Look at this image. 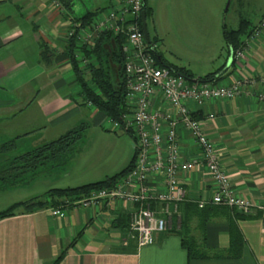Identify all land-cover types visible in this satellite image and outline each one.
Wrapping results in <instances>:
<instances>
[{
	"label": "crops",
	"instance_id": "0c3cea01",
	"mask_svg": "<svg viewBox=\"0 0 264 264\" xmlns=\"http://www.w3.org/2000/svg\"><path fill=\"white\" fill-rule=\"evenodd\" d=\"M57 1L64 12L54 10L53 0H0V145L14 141L19 149L29 142L28 152L82 124L87 125L88 131L90 127L106 129L109 123L108 117L95 109L83 94L78 78L93 92H98L91 70L102 64L103 76L108 72L113 88L117 89L121 73L113 59L116 50L113 40L102 37L103 34L91 40L89 48L81 49V57L87 62L81 66L75 60H68L64 35L72 20L83 24L80 19L90 12L96 13L93 20L109 10L113 0H66L67 6ZM213 1L218 2L145 0L147 20L151 19L153 26L148 39L158 42L156 55L162 64L172 69L184 68L195 79L215 72H218L216 83L219 85L238 79H257L254 85L244 86L235 99L211 101L203 109L193 102L188 106L197 120L204 121L208 113L215 116L214 120L205 121L203 133L213 145L236 195L253 201L260 209H255L250 216L239 215L228 207L207 205L199 209L198 202L214 193V180L206 167L203 151L191 137L180 133V159L193 160L196 167L181 177L187 198L178 205V213L171 218L168 230L154 236V244L138 248L136 235L130 228L131 212L133 208H140V204L132 206L118 198L100 199L94 204L67 208L60 217L52 216L47 208L26 211L20 205L13 216L0 220V264H264V100L261 99L264 84L258 81L264 78V30L258 39L251 37L264 15V4L255 12L244 14L243 6L250 0H238L231 29L223 23L222 38L224 26L233 31L242 27L237 49L243 50L244 56L230 61V50L224 38V45H218L212 25L218 15L210 22L216 6ZM170 2L179 27L176 30V23L172 25L173 35L184 39L191 35L188 30L199 31L198 35L213 46L207 57L187 59L191 57L188 54L183 57L176 43L170 46L168 38H161L154 21L163 8L161 5ZM91 21L83 25H90ZM96 44L100 45L99 55L97 49L96 55L90 52ZM96 56L101 57L99 63ZM201 64L205 67L203 72ZM85 144L87 139L82 146ZM86 149L66 169L43 168L37 179L51 177L46 178V181L52 180L48 183L49 191L98 182L123 170L103 174L99 168L84 170L71 181L70 171L78 167V156ZM148 183L155 192L165 189L161 174L150 175ZM28 185L3 193L11 195ZM125 189L130 192L131 187ZM44 193H35L22 201L13 200L9 207ZM158 205L153 201L151 208L154 210ZM231 232H238L241 238L237 259L189 260L181 246L182 237L189 236L208 251L227 252Z\"/></svg>",
	"mask_w": 264,
	"mask_h": 264
},
{
	"label": "built area",
	"instance_id": "2783aa9c",
	"mask_svg": "<svg viewBox=\"0 0 264 264\" xmlns=\"http://www.w3.org/2000/svg\"><path fill=\"white\" fill-rule=\"evenodd\" d=\"M54 10L64 12V7L53 0ZM145 0H113L109 10L98 14L90 25L73 21L65 30L64 41L68 46L74 41L73 59L81 66L87 62L81 57V49L89 48V42L98 35L111 33L123 37L124 55V102L127 112L123 115L125 130L131 132L132 147L135 149L133 169L112 189L94 191L87 198L63 199L57 207H48L55 217L63 215L70 207L94 204L97 200L121 199L132 206L130 228L136 235L138 248L154 244V236L165 233L171 218L178 213V205L185 202L187 190L181 177L196 166L192 161H181L178 135L191 137L203 151L206 167L211 172L215 191L210 198L198 202L199 209L207 205L233 208L239 215H253L259 206L253 201L236 195L232 182L220 165L213 145L203 133L205 121L214 120L207 114L204 121L192 117L189 102L203 109L208 102L235 99L246 85H254L257 79H238L219 85L216 79L210 82L189 81L162 64L156 55L158 42L145 39L142 31L141 14ZM264 30V15L259 27L252 33L258 39ZM244 51L237 49L233 61L240 60ZM68 60H70L68 58ZM264 84V78H258ZM264 100V95L261 96ZM110 130L121 131L118 122L109 121ZM161 174L165 189L155 192L148 183L150 175ZM131 187L130 192L125 188ZM159 204L152 209L151 203ZM260 209V208H259Z\"/></svg>",
	"mask_w": 264,
	"mask_h": 264
},
{
	"label": "trees",
	"instance_id": "16d2710c",
	"mask_svg": "<svg viewBox=\"0 0 264 264\" xmlns=\"http://www.w3.org/2000/svg\"><path fill=\"white\" fill-rule=\"evenodd\" d=\"M65 6H67L66 0H60ZM143 11L145 12V6ZM96 13H86L80 21L88 23L92 20ZM145 18L147 20L146 12ZM147 26V24H146ZM241 29L237 31L227 30L226 27H223V38L228 50L233 52L240 46L238 38ZM107 39H112L115 45V51L113 53V59L117 61L120 66V78L121 81L118 84L117 89L113 88L112 83L110 82L109 73L107 76H103L102 64L96 68L92 67L91 72L93 85L97 88L98 92H93L82 79H79L80 87L83 90L86 98L89 100L91 105L95 107L98 111L102 112L105 116L108 117V121L118 122L121 126V131L114 132L127 134L131 138L132 146V135L131 132L125 130L123 123V115L127 112L125 108V82H124V55L122 53V43L123 37H113L111 33H105L102 35ZM100 43V42H99ZM68 58L71 62L73 59L72 51L74 48V41L68 46ZM85 49V48H84ZM100 54L101 49L100 45L96 44L90 52L94 55ZM89 50L86 49V52ZM103 52V51H102ZM108 55V54H106ZM76 61V60H75ZM96 61L99 63L101 61L100 56H96ZM73 62V61H72ZM174 72L185 79L192 81L195 80L194 76L191 75L184 68H175ZM218 72L208 74L204 77L196 78L198 81L210 82L216 79ZM87 125L82 124L77 129H73L63 134L56 140H53L49 143L41 145L35 148L32 151H28L19 155L8 156L7 158L0 161V193L7 190L28 185L31 183L34 178L40 173L41 168H46V170L57 169L64 170L67 165L76 157V155L83 149L88 147V144L83 145V140L86 137ZM111 131V130H107ZM82 142V143H81ZM81 143V144H80ZM80 144V145H79ZM15 142L9 141L0 145V156H7L15 150ZM133 149V156L128 164L121 172L117 173L114 176L108 177L104 180L82 185L75 188H66V189H51L45 192L43 195L38 196L34 199L22 202L20 204H15L9 208L0 212V220L14 215L15 209L23 205L26 208V211H32L34 209H42L50 207H57L60 205V201L63 199H83L87 198L91 193L101 189H112L122 179L127 175L134 167L135 163V149ZM57 163V164H56ZM181 246L186 250L189 260H205L208 258H234L237 259L240 256L241 248V238L238 232H231L230 234V247L227 252H216L206 250L202 243H198L195 239L189 236H183L181 239Z\"/></svg>",
	"mask_w": 264,
	"mask_h": 264
},
{
	"label": "rangeland",
	"instance_id": "374dc122",
	"mask_svg": "<svg viewBox=\"0 0 264 264\" xmlns=\"http://www.w3.org/2000/svg\"><path fill=\"white\" fill-rule=\"evenodd\" d=\"M238 0H218V2H214L215 9L210 17V22L213 16H217L212 25H214V29L216 30V38H218V45L222 47L224 45L223 38H222V25L225 23L227 29H231L233 25V21L235 20V8ZM163 2V0H161ZM264 4V0H250V2L246 1L243 6V13L249 14L250 12L253 13L257 10V7ZM170 4H162L163 7L160 14L155 17L154 25L158 30L161 38L164 40L166 38L169 45L173 46L176 43V47H178V51L185 57L187 54L191 58L187 59H195L198 57L199 59L207 57L205 55L210 54L212 52L211 43L206 42V40L202 39L201 35H198L197 31L190 29V36L187 38H180L179 36H175L172 33L174 23H176L175 28L179 30L178 27V20L175 19V12L174 10H170ZM147 24V32L149 36H152V20H146ZM211 24V23H210ZM173 25V26H172ZM178 32V31H177ZM215 37V36H214ZM216 40V39H214ZM217 45V46H218ZM165 53V52H164ZM170 61H172L170 56H166ZM193 58V59H192ZM197 62H200L197 60ZM203 65H200V71H205ZM106 129H100L95 127H90L86 134L88 149L80 153L78 156L77 166H74L73 169L70 171V180H74L73 177H79L80 174H83L84 170L92 171L96 170L95 168H99L103 173H115V171H120L128 166L130 159L132 157V147L130 145V137L124 133H114L110 130L109 123L106 126ZM84 139L83 142L86 140ZM82 143V142H81ZM80 143V144H81ZM79 144V145H80ZM29 142H25L22 144L23 148H15V150L11 153L13 155H19L27 151V147ZM9 155V154H8ZM8 156H0V161L7 158ZM57 164V163H56ZM48 167L44 168L45 170ZM43 170V168H41ZM107 171V172H106ZM113 171V172H110ZM42 172V171H40ZM38 175L34 178V184L24 189L16 191L15 193L9 195L10 193L4 195L5 193H0V210L6 209L11 205L13 200H20L22 201L25 197L36 194L44 193L49 189V182L52 180L45 179H37ZM113 175V174H112ZM36 193V194H35ZM25 194V195H23ZM23 195V196H22Z\"/></svg>",
	"mask_w": 264,
	"mask_h": 264
},
{
	"label": "water",
	"instance_id": "95a60500",
	"mask_svg": "<svg viewBox=\"0 0 264 264\" xmlns=\"http://www.w3.org/2000/svg\"><path fill=\"white\" fill-rule=\"evenodd\" d=\"M141 22H142V31H143L144 37L148 41V32H147V26H146L145 12H142L141 14ZM229 52H230L229 60L231 61L233 57V51L230 50Z\"/></svg>",
	"mask_w": 264,
	"mask_h": 264
}]
</instances>
